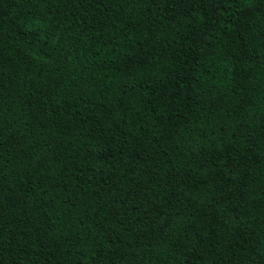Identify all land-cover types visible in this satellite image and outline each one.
Segmentation results:
<instances>
[{
	"label": "trees",
	"instance_id": "obj_1",
	"mask_svg": "<svg viewBox=\"0 0 264 264\" xmlns=\"http://www.w3.org/2000/svg\"><path fill=\"white\" fill-rule=\"evenodd\" d=\"M0 264H264V0H0Z\"/></svg>",
	"mask_w": 264,
	"mask_h": 264
}]
</instances>
